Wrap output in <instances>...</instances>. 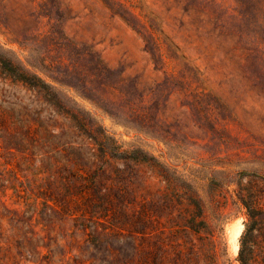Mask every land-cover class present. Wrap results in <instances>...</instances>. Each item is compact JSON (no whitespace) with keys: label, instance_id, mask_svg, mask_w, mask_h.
<instances>
[{"label":"rangeland","instance_id":"rangeland-1","mask_svg":"<svg viewBox=\"0 0 264 264\" xmlns=\"http://www.w3.org/2000/svg\"><path fill=\"white\" fill-rule=\"evenodd\" d=\"M252 2L0 0V54L50 81L38 57L65 55L32 14L55 4V28L123 80L115 97L55 85L49 105L0 76V264H264V86L231 16Z\"/></svg>","mask_w":264,"mask_h":264},{"label":"trees","instance_id":"trees-1","mask_svg":"<svg viewBox=\"0 0 264 264\" xmlns=\"http://www.w3.org/2000/svg\"><path fill=\"white\" fill-rule=\"evenodd\" d=\"M238 1V0H237ZM185 4V9L188 8ZM39 13L33 12L36 20L40 17L46 18V25H50L51 31L49 38L58 46L65 55V59L56 65L47 58L38 57V63L41 65L42 72L50 81H47L40 74L33 70L35 66L27 62L16 61L13 58L0 54V76L9 79L13 84H19L24 88L34 90L41 94L42 99L47 104H60L58 92L55 85L67 86L77 91L87 89L92 84L98 89L108 88L110 94L114 97L120 92L122 79H119L117 72L108 68L98 56L93 52H77L75 44L67 40L59 28L51 23L54 18L53 8L50 10L46 3H41ZM57 13V12H54ZM232 18L235 20L232 26L233 35L237 43H243L245 52L243 60L238 63L242 76L247 77L252 82L264 86V0H253L252 8ZM214 28L223 30L224 22L221 18L214 21ZM26 47V46H24ZM156 61V60H155ZM74 80H67V78ZM83 96L86 94L83 93ZM143 102V95H138ZM132 153L119 152L112 149V157L126 159L132 158L136 161H146L145 156L134 157ZM191 204L194 207L192 221L189 222V228L196 230L198 228V218L203 216L204 208L199 199L191 198Z\"/></svg>","mask_w":264,"mask_h":264},{"label":"bare ground","instance_id":"bare-ground-1","mask_svg":"<svg viewBox=\"0 0 264 264\" xmlns=\"http://www.w3.org/2000/svg\"><path fill=\"white\" fill-rule=\"evenodd\" d=\"M230 233H229V245L233 252V254H236L238 249V242L237 239L240 235V232L242 230V225L240 223H234L232 227H230Z\"/></svg>","mask_w":264,"mask_h":264}]
</instances>
